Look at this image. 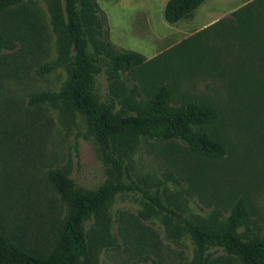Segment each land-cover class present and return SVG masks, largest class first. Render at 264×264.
Instances as JSON below:
<instances>
[{
    "label": "rangeland",
    "instance_id": "1",
    "mask_svg": "<svg viewBox=\"0 0 264 264\" xmlns=\"http://www.w3.org/2000/svg\"><path fill=\"white\" fill-rule=\"evenodd\" d=\"M167 1L97 0L116 48L136 50L146 57L138 71H121L119 78L128 88L136 84L140 91L144 86L173 83L177 99L201 98L216 105L220 117L207 129L228 151L222 158L210 159L191 154L181 138L141 137L130 160L131 175L142 188L159 189L165 206L153 203L140 188L123 191L109 209L110 231L116 233L115 220L122 211L144 212L156 252L134 242L125 247L97 243L84 264H193L195 243L182 219L189 217L199 224L226 219L241 197L249 203V229L264 237V18L247 22L231 17L251 0H205L193 16L173 23L165 18ZM24 4L44 26L39 63L53 64V68L39 74L36 67H18L3 77L0 220L28 244L45 247L64 207L48 170L66 169L84 188L101 185L106 170L95 143L85 138L86 127L77 114L62 103L30 101L34 93L59 91L70 74L48 0H25ZM8 11L0 12V24ZM224 17L231 18L211 26ZM189 38L196 44L184 51L179 46ZM110 81L106 70L97 75L103 96ZM141 94L136 98L143 103L147 98L145 92ZM246 228L242 225L239 230ZM208 252L215 264H237L223 247H210Z\"/></svg>",
    "mask_w": 264,
    "mask_h": 264
},
{
    "label": "trees",
    "instance_id": "2",
    "mask_svg": "<svg viewBox=\"0 0 264 264\" xmlns=\"http://www.w3.org/2000/svg\"><path fill=\"white\" fill-rule=\"evenodd\" d=\"M24 1L0 0V12L9 9L0 24V93L5 74L18 67H36L39 74L53 68V64L39 63L46 39L44 26ZM204 1L168 0L165 18L173 23L189 18ZM48 3L70 75L59 91L34 93L30 101L62 103L82 119L85 138L95 143L106 178L96 188H84L77 185L66 169L50 168L48 179L64 202L51 230V242L45 247L32 246L0 220V264H84L97 243L125 247L134 242L154 253L156 243L149 235L153 230L146 224L144 212L122 211L115 220L116 233L110 231L109 209L123 191L140 188L153 203L165 206L159 189L151 191L136 184L130 172L131 157L143 136L162 141L181 138L195 156L224 157L227 146L207 129L218 120L221 111L201 98L177 99L175 87L169 82L144 86L141 91L136 84L128 88L119 78L120 72L135 73L146 57L136 50L116 48L109 39L107 17L97 0H48ZM232 15L247 22L258 16L264 18V0H252ZM191 38L179 47L184 46L185 51L196 44L189 42ZM103 70L111 79L104 96L96 84L97 75ZM141 92L147 98L143 103L136 98ZM195 124L201 128H195ZM166 208L179 215L174 208ZM182 221L195 243L193 264H215L213 254L208 252L214 246L223 247L237 264H264V237L259 238L249 229L246 198L232 204L226 219L209 224L196 223L189 217ZM242 225L247 226L245 231L239 230Z\"/></svg>",
    "mask_w": 264,
    "mask_h": 264
},
{
    "label": "crops",
    "instance_id": "3",
    "mask_svg": "<svg viewBox=\"0 0 264 264\" xmlns=\"http://www.w3.org/2000/svg\"><path fill=\"white\" fill-rule=\"evenodd\" d=\"M252 1V0H251ZM250 2V1H249Z\"/></svg>",
    "mask_w": 264,
    "mask_h": 264
}]
</instances>
